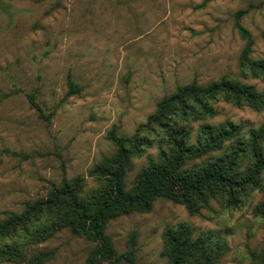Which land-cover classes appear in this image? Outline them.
Listing matches in <instances>:
<instances>
[{"label":"rangeland","instance_id":"obj_1","mask_svg":"<svg viewBox=\"0 0 264 264\" xmlns=\"http://www.w3.org/2000/svg\"><path fill=\"white\" fill-rule=\"evenodd\" d=\"M244 56L264 61V0H0V222L50 198L64 181L81 179L84 197L101 190L95 170L116 154L111 133L138 135L143 143L125 176L131 188L148 160L166 149L158 127L143 128L177 87L224 81L264 95L263 78L245 68ZM69 81L76 93H69ZM32 92L44 116L29 105ZM203 102L215 115L184 120L190 142L203 122L230 121L244 130L264 123V111L236 107L221 94ZM262 149L264 155V142ZM209 203L191 215L159 198L148 212L113 219L105 232L117 255L132 246L136 264H168V235L181 227L204 245H223L216 264H264V219L255 212L264 208V176L238 208L220 197ZM57 218L36 212L0 233V264H35L47 251L38 264H87L96 243Z\"/></svg>","mask_w":264,"mask_h":264},{"label":"trees","instance_id":"obj_2","mask_svg":"<svg viewBox=\"0 0 264 264\" xmlns=\"http://www.w3.org/2000/svg\"><path fill=\"white\" fill-rule=\"evenodd\" d=\"M246 11H240L238 15ZM242 38L250 39L249 33L238 27ZM244 56V66L255 77L264 81V61H251ZM69 77V76H68ZM69 93H76L69 81ZM218 94L236 107L245 105L251 110L264 111V95L257 93L253 86L240 83L227 84L224 81L206 87L197 86L193 81L177 87L157 105L156 111L148 118L144 130L158 127L163 133L162 142L166 149H160L157 161L148 160L147 165L136 175L131 188L126 187L125 176L130 159L138 157L143 143L134 138L117 137L110 134L116 146L114 157L105 159L97 166L103 187L87 196H82L81 179L73 183L63 182L51 192L46 200L27 203L22 213H8V218L0 222V233L13 229L18 223L24 225L36 212L47 211L69 231L96 243V249L87 264H119L122 260L135 263L132 246L126 255H117L106 228L118 216L132 212L150 211L155 200L166 198L185 206L189 214L196 215L201 209L210 208V200L220 197L227 207L238 208L247 202L253 190L261 188L264 176V123L257 128L244 130L241 125L225 121L217 125L200 123L199 137L190 142V131L186 118L204 121L215 115L203 99ZM29 105L42 116L41 108L35 101V93L27 95ZM199 102L196 110L189 101ZM47 118V117H45ZM206 157V158H205ZM197 164L187 166V162L201 159ZM86 199V200H85ZM256 215L264 219V208L255 209ZM62 213V214H61ZM187 227L168 235L165 254L168 264H216V254L220 247L211 243L204 245L191 238ZM51 252H43L35 257L38 264L50 257Z\"/></svg>","mask_w":264,"mask_h":264}]
</instances>
